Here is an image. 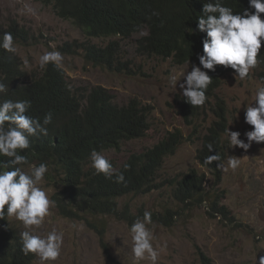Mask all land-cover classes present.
Instances as JSON below:
<instances>
[{
	"label": "rangeland",
	"instance_id": "obj_1",
	"mask_svg": "<svg viewBox=\"0 0 264 264\" xmlns=\"http://www.w3.org/2000/svg\"><path fill=\"white\" fill-rule=\"evenodd\" d=\"M26 6L37 9L38 14H23L21 10ZM11 21L28 32L26 41L16 44L15 52L27 73L41 70L39 57L45 51H59L64 56L60 68L71 86L86 90L100 86L119 105L134 99L151 107L150 130L143 138L124 142L117 152L102 153L112 165L152 147L168 133L177 131L182 136L174 154L164 159L157 172L158 188L145 195L120 197L116 215L94 219L83 211L79 213L82 219H73L62 214L58 207L52 208L39 232L46 235L55 229L64 235L61 256L54 264H135L129 226L137 217L142 218L145 211L156 215L149 225L154 232L153 245L160 253L156 264H201L199 252L211 264H254L256 252L257 261L264 256V143L253 142L245 152L229 148L223 135L222 141L227 146L225 167L231 156L240 158L241 166L235 171L219 170V179L199 164L196 157L200 137L213 118L207 108L205 119L202 121L201 115L189 126L178 112L176 100L182 94L179 83H183V74L191 71L189 65L177 66L170 59L159 57H140L136 40L144 35L143 31L125 39L88 38L72 21L57 17L51 6L37 0H0V25ZM110 43H113L115 61L121 69L128 70L118 72L93 63L81 48L82 44L104 48ZM257 73L258 68L250 73L249 79L241 81L234 71L228 72L216 90V95L225 100L229 131L240 132V139L245 142L244 133L251 131L252 126L245 123L243 103H250L254 97L260 84ZM171 75L180 79L176 90L169 84ZM23 171L30 172V169L25 167ZM191 171L203 177L205 200L202 202L192 198L181 201L174 195V182ZM40 187L54 200L57 189L52 184L44 179ZM221 206L224 207L221 213L212 210ZM166 211L172 219L166 218ZM85 219L94 221L100 229L90 227ZM9 223L19 232L25 230L14 218H9ZM31 264H41V261L35 255ZM140 264L150 262L145 260Z\"/></svg>",
	"mask_w": 264,
	"mask_h": 264
},
{
	"label": "trees",
	"instance_id": "obj_2",
	"mask_svg": "<svg viewBox=\"0 0 264 264\" xmlns=\"http://www.w3.org/2000/svg\"><path fill=\"white\" fill-rule=\"evenodd\" d=\"M37 1L51 6L57 17L72 21L88 38L118 36L125 39L143 31L144 35L136 40L140 57L170 59L177 66L188 65L189 61L190 68L192 65L199 66L197 57L203 54L202 41L206 33L196 30L197 18L203 14V5L209 0ZM222 3L232 8L234 14H242L248 8V0H222ZM261 15L264 18V14ZM5 32L12 33L16 44L26 41L28 34L14 21L0 25V37ZM81 48L93 63L103 64L118 72L128 70L121 69L115 61L113 43L104 48L82 44ZM258 59L262 61L257 67L261 83L264 81V42ZM205 71L212 78L206 91L208 99L205 104L193 107L182 94L176 100L178 112L189 126L195 124L201 115L203 121L207 108L212 112L213 120L206 133L201 135L197 149L196 159L203 167L208 155L217 152L222 161L224 159L227 146L222 136L228 128V117L225 100L216 95V90L223 77L233 70L216 66L215 71ZM0 78L9 89L6 94L0 95V101H30L27 115L39 118L41 122L47 113H52V122L47 125L48 135L30 138V148L22 154L28 157L31 165H48L49 172L45 179L57 189L54 200L62 214L73 219H82L79 213L83 211L94 219L97 216L116 215L117 199L120 197L145 195L158 188L157 172L164 159L174 154L182 140L177 131L168 133L143 152L132 154L125 162L113 165L117 172L123 173V183H116L115 177L105 179L103 175H96L90 160L93 150L117 152L124 142L143 138L150 130L151 107L138 104L134 99L119 105L100 86L88 90L73 87L68 83L64 70L51 64L46 69L27 73L15 53L3 49H0ZM209 143L214 147L210 153L207 149ZM8 159L0 156V170H4L3 163H7ZM25 167L28 165L22 166V170ZM205 168L219 179L216 162ZM8 170H11V166ZM174 185V195L181 201L191 198L197 202L205 200L202 194L203 177L195 171L185 174ZM212 210L221 213L224 207ZM155 217L152 214V218ZM167 217L172 219L168 211ZM85 221L90 227L98 229L94 221ZM19 234L18 229L9 223V218L0 220V264H31L34 261L35 254L23 253ZM199 257L201 264H211L204 253L199 252Z\"/></svg>",
	"mask_w": 264,
	"mask_h": 264
},
{
	"label": "clouds",
	"instance_id": "obj_3",
	"mask_svg": "<svg viewBox=\"0 0 264 264\" xmlns=\"http://www.w3.org/2000/svg\"><path fill=\"white\" fill-rule=\"evenodd\" d=\"M249 9L254 11L250 12ZM21 11L33 16L38 14L37 9L31 6ZM202 13L197 18L196 30L206 33L202 41L203 54L197 57L199 66L192 65L191 71L187 70L183 74V83H179L182 96L193 107L203 106L208 99L206 91L212 78L205 70L215 71L216 66H223L232 69L235 77L244 81L262 63L258 53L264 42V18L261 15L264 14V0H248V8L242 14H234L232 8L224 6L222 0H209L203 5ZM0 49L8 53L16 52L11 32H5L0 37ZM63 60L61 52L45 51L39 57V67L46 69L51 64L59 68ZM25 63L28 61L25 60ZM187 63L189 65V61ZM2 81L3 78H0V95L9 91L8 85ZM178 81L180 79L176 75L169 77V84L175 90ZM243 104L245 123L252 126L251 131L244 133L247 142L240 139V132L229 131V128L225 130L224 136L229 148L247 152L253 142L264 143V81L257 86L252 101ZM30 107L28 100L0 101V156L9 158L7 163H3L4 170H0V220L14 218L21 222L25 229L19 234L23 253L35 254L41 264H54L61 256L64 235L55 229L46 235L39 232L46 218L51 215V209L56 207V202L40 187L49 168L46 163L38 166L29 164L28 157L22 154L30 148V138L48 135L47 125L52 122V113H47L41 122L39 118L27 115ZM207 149L210 153L214 147L209 143ZM90 160L96 175H103L105 179L115 177L116 183L125 181L123 173L117 172L101 152L93 150ZM213 162H216V169L221 171H235L241 166V159L231 156L225 167L217 152L208 155L203 165L207 167ZM24 165H28L30 172L22 170ZM9 166L11 170H8ZM151 224L152 213L145 211L142 218L137 217L129 226L135 264L145 260L156 264L159 258L160 253L153 245L154 232L149 227ZM162 247L166 248V245ZM254 264H264V256H260L257 261L256 252Z\"/></svg>",
	"mask_w": 264,
	"mask_h": 264
}]
</instances>
